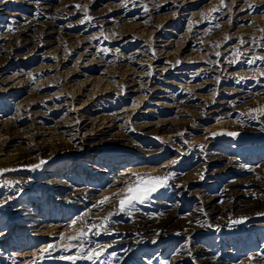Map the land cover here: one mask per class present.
I'll return each mask as SVG.
<instances>
[{
	"label": "bare ground",
	"instance_id": "6f19581e",
	"mask_svg": "<svg viewBox=\"0 0 264 264\" xmlns=\"http://www.w3.org/2000/svg\"><path fill=\"white\" fill-rule=\"evenodd\" d=\"M260 57L264 0H0V264L92 225L107 264H264ZM139 171L171 178L121 211Z\"/></svg>",
	"mask_w": 264,
	"mask_h": 264
},
{
	"label": "snow or ice",
	"instance_id": "6c2138e0",
	"mask_svg": "<svg viewBox=\"0 0 264 264\" xmlns=\"http://www.w3.org/2000/svg\"><path fill=\"white\" fill-rule=\"evenodd\" d=\"M216 10L217 9H213V11ZM260 59L264 60V57H260ZM249 62L255 63V60H250ZM228 135L234 136L236 135V133H228ZM41 163H44V161H41ZM6 171H10V169L0 170V174ZM133 175L136 176V182L127 185L126 188L121 190V193L117 194L121 197L118 200L119 210L128 211L129 213L135 208L136 203H141V204L144 203L145 200L149 199L151 194L155 193L159 188L167 187L168 185L166 181L171 178V174L165 177H159V176L153 177L147 175L141 176L136 173H133ZM111 202H112L111 197L106 196L99 203L103 205ZM0 207H2V205H0ZM108 219L109 218H105L104 223L99 226L101 229H106ZM235 222L240 223L241 221H235ZM73 227H75V221H73ZM96 227H97L96 225H92V227L89 228L87 232L81 229L78 235L67 237L66 239L69 241V243L63 250L67 252V251H71L73 247H78L77 254L72 256H60L59 259L70 261L71 264H77L78 260H87L90 261L91 264H97V262H99V264H107V261L101 259L106 254L108 247L107 245H97L96 247L85 248L82 245H75L72 243L74 241H83L87 239L89 234L92 233L93 229H95ZM62 239L65 238L62 237ZM52 247L53 246L51 245L48 246V248H46L45 251L50 252V249ZM112 255L114 256L115 254Z\"/></svg>",
	"mask_w": 264,
	"mask_h": 264
},
{
	"label": "rangeland",
	"instance_id": "374dc122",
	"mask_svg": "<svg viewBox=\"0 0 264 264\" xmlns=\"http://www.w3.org/2000/svg\"><path fill=\"white\" fill-rule=\"evenodd\" d=\"M221 144V143H220ZM223 145H226V143L225 144H223ZM236 150H239V152L242 150V148H237ZM183 153V152H182ZM188 159V158H187ZM161 164H162V161H159V162H157L156 164H153L152 166L157 170V169H159L158 168V165H160L161 166ZM141 166H145L144 164H140ZM163 165V164H162ZM136 167L138 166V167H140L139 165H135ZM153 168V169H154ZM149 169V168H148ZM154 169V170H155ZM155 170V171H156ZM141 171V170H140ZM134 172V173H136V174H139V175H141V176H144L145 174L147 175V176H153V177H155V176H158L155 172L154 173H142V174H140L141 172ZM146 171V170H145ZM149 170H147V172H148ZM153 172V171H152ZM144 174V175H143ZM151 174V175H150ZM156 174V175H155ZM123 176H125L124 178H126V179H124V182H123V184L121 183L119 186L120 187H125L126 188V186L127 185H129V184H131V183H135L136 182V180L134 179V178H136V176L135 175H133V172L131 173H126L125 175H123ZM159 177H161V176H159ZM135 180V181H134ZM126 181V182H125ZM129 182H131V183H129ZM193 189H195V188H193ZM192 190V189H191ZM120 192L119 191H116V194H119ZM174 195H177V193H174ZM119 195H116V196H114L115 198H119L118 197ZM109 209V208H108ZM99 210V209H98ZM73 216H69L68 217V219L65 221V222H67V221H69V220H71V219H73L72 218ZM100 220H102V219H100ZM103 221V223H104V220H102ZM65 222H64V224H65ZM124 225V226H123ZM123 225H121L122 227H126L127 225L126 224H123ZM77 226V225H76ZM76 226L75 227H73V228H76ZM78 227H80V225L78 226ZM70 228V227H69ZM69 228H66V226H64V227H61V228H59V229H57L56 231H55V233L57 234L58 232H59V230H60V232L62 231V229H64L65 231H68L69 230ZM45 236V237H44ZM75 236V235H74ZM37 239H36V241H35V244H33V247H32V249L31 250H33V251H36V250H40V248L44 245V242H43V240L44 239H46V238H48L47 237V235H41L40 237H36ZM47 243V242H46ZM73 244H75V243H78V241H74V242H72ZM155 251H154V253L153 254H155V252L157 251L158 252V250L160 249L158 246H156L155 248ZM9 252H11V250H9ZM40 252L41 251H37V252H35V254H33V252H32V254H29V257H27V259H29V260H27V261H30L31 259H33L35 256H38L37 254H40ZM12 253V252H11ZM10 253V254H11ZM37 253V254H36ZM35 255V256H34ZM152 256V255H151ZM33 257V258H32ZM138 258V257H137ZM161 259H163L164 260V257H162ZM137 262H139V261H137Z\"/></svg>",
	"mask_w": 264,
	"mask_h": 264
}]
</instances>
